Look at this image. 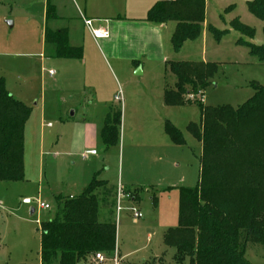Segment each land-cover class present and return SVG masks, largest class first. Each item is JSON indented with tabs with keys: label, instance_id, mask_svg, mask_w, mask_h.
Returning a JSON list of instances; mask_svg holds the SVG:
<instances>
[{
	"label": "trees",
	"instance_id": "16d2710c",
	"mask_svg": "<svg viewBox=\"0 0 264 264\" xmlns=\"http://www.w3.org/2000/svg\"><path fill=\"white\" fill-rule=\"evenodd\" d=\"M247 8L264 22V0L248 2ZM204 15L205 0H161L148 10L146 21H174L171 43L178 51L186 40L199 36ZM46 16L55 17L49 2ZM230 26L246 38L237 42L264 63V41H251L255 30L236 18ZM208 30L216 40L227 32L213 26ZM262 31L264 37V26ZM44 42L54 45L56 58L83 56L81 47L69 45L66 28L45 29ZM166 71L176 82L165 86L164 105L200 108L199 122H189L186 130L200 143L201 153L197 183L179 188L177 224L165 231L163 243L175 249L176 263L188 259L190 264H251L245 257L248 246L264 245V86L251 82L253 95L236 107L204 106L197 94L210 85L218 63L169 61ZM30 111L0 77V182L24 179V127ZM120 125L121 112L109 110L100 131L105 147L118 143ZM164 130L173 143L185 144L170 121H165ZM114 199L108 182L96 174L77 196H57L55 215L40 223V264H78L92 254L114 252L116 224L99 220L100 201L111 207Z\"/></svg>",
	"mask_w": 264,
	"mask_h": 264
},
{
	"label": "rangeland",
	"instance_id": "374dc122",
	"mask_svg": "<svg viewBox=\"0 0 264 264\" xmlns=\"http://www.w3.org/2000/svg\"><path fill=\"white\" fill-rule=\"evenodd\" d=\"M62 2L66 7L63 13L73 17L75 13L67 0H62ZM27 6V3H22L20 0H0V77L4 79L6 75L9 90L17 91L15 93L22 95L20 97H24L27 101L25 105L32 110L24 133V179L15 182H0V264H40V223L55 215L57 211L55 193L77 196L81 192V189L74 183L78 174L77 168L89 163L87 160L72 155L71 148L63 147L59 142L61 125L64 126L65 121L71 119L70 112L73 111L65 100L75 95L76 86L65 80L55 84L48 78L47 67L44 72V67L40 62V50L36 48L34 41L35 26H32L31 21L28 22L26 19L32 17L36 20L40 5L36 0L32 9L27 10ZM237 10L242 12L240 6ZM243 10L248 12L246 8ZM228 13L229 11L221 9L211 10L208 14L209 23L218 29L227 28L228 31L222 37L218 48L220 57V62H217L218 71L210 85L204 90V106L230 105L236 107L253 95L251 82L256 81L264 86V63L252 57L245 45L237 43L240 37L246 38L231 28ZM13 20L15 24L10 25ZM254 38L260 39L259 42L253 41L254 43H263V31L257 29ZM30 40L32 43H29ZM137 69L134 70L132 77L141 80V76L135 75ZM58 76L56 72L54 77ZM96 79H98L96 86L105 85L103 87L110 90L113 98L115 96L123 98L120 102H114L115 110L121 112L119 133L122 132L123 122L128 126L137 124L128 104L127 109H124L126 101L120 89L126 78L118 71L111 70L106 64L105 67L102 66L97 70ZM165 81L172 85L175 81L174 75L167 73ZM148 84L144 85L145 88L149 86ZM96 89L100 90L99 87ZM95 91L89 88L85 90L89 95L99 94L97 90ZM167 110L172 119L170 121L182 132L185 145L174 144L163 133L162 136L166 143L159 145V148L151 149L148 147L147 140H142V144L134 148L139 157L136 161L133 162L131 159L129 162L126 161L124 154L123 172L127 175L131 164L132 167H135L133 164L141 167L146 162L148 163V160L152 164L155 162L154 158L157 160L160 157L161 170L166 171L165 180L161 178L160 181L169 184L176 183L175 181L182 176L185 182L167 191L161 190L158 185L149 186L150 182H141L142 200L137 205L143 217L135 220L129 211H122L119 218L120 228L117 226L116 229V242L121 251H129L148 244L147 240H149V244L159 251L158 257L162 258L163 264H176L171 259L172 247L165 250L167 247L164 246L162 237L167 225L175 227L177 224V188L193 187L197 183V160L200 145L188 133L185 125L188 122H199L200 108L191 105L172 107ZM146 114L147 110H144V117L140 122L144 126L148 124L145 119ZM117 150V147H112L107 151L97 149L98 171L101 175H107L113 179L117 176ZM149 177L146 179L148 180ZM129 192L132 193L134 200L138 199L137 190H129ZM152 194L158 199L157 207L154 209L150 200ZM38 201L49 203L51 208L39 210ZM31 209H34L32 215L30 214ZM104 211L106 219L115 222V212L110 211L108 203L100 201L99 220L101 221H103ZM170 221L172 225L168 224ZM148 234L150 239H148ZM141 254V252L134 254L131 259H136ZM113 255V252L106 254L105 261L101 263L86 260L78 264H113ZM245 257L251 264H264V245L248 246ZM178 264L190 263L186 259Z\"/></svg>",
	"mask_w": 264,
	"mask_h": 264
},
{
	"label": "crops",
	"instance_id": "0c3cea01",
	"mask_svg": "<svg viewBox=\"0 0 264 264\" xmlns=\"http://www.w3.org/2000/svg\"><path fill=\"white\" fill-rule=\"evenodd\" d=\"M20 1H22V3H27V10H30L36 0ZM158 1L161 0H67L69 6L75 13L73 17H69L70 15L63 13L66 7L62 0H38L40 12L37 19L34 20L32 17L26 18L28 22L31 21L32 26H35L33 29V32H35V46L40 50V62L44 67V72H46L47 69L48 78L55 84H59L60 81L65 80L74 83L76 86L75 95L69 96L67 100H65L68 103V107L73 108V115L70 116L71 119L65 121L64 126L61 125L59 135V142H61L63 147L71 148L72 155L78 156L82 158V160L89 161L86 166L82 165L77 168L78 174L74 181L75 185L82 191L91 181L93 175L96 174L99 179L107 181L108 185L115 193L118 187L122 188L124 191L137 190L138 199L134 200V202L125 200L123 202L125 208L131 205H136L138 207L137 204L141 202L143 194L142 185H140L141 182H150L148 183L149 186L158 185L163 191L175 188V186H180V184L185 182V179L180 176L179 179L175 181L176 183H162L160 179L163 178V180H165L166 171L161 170L162 166L159 164L160 157H158L157 160L154 158L155 162H152V164L149 163L148 160V163L146 162L145 165L141 167L135 164H133L135 167H132L131 164L127 175L123 172V167L125 165L124 154L126 155V161L129 162L131 159V161L134 162L136 158H139L134 151V148L137 147L138 144H142L143 141L147 140L148 147L151 149L159 148V145L166 143L162 133L165 137L167 136L169 138L164 130V124L165 121L172 120L169 116L170 112L167 110L172 107L164 105L163 92L166 85L169 87L174 86L176 78L172 85L165 81L166 74L170 73L166 71V62H220L218 48L224 35L219 40H216L209 32L208 27L213 26L208 21V14L211 10L218 11L223 9L229 11V25L230 22L236 18L241 23L252 27L255 32L257 29L262 31L264 26L263 21L259 20L248 11L247 3L252 0H205V15L204 21L201 24L199 36L193 40H186L181 48L176 51L171 43V37L175 30L176 23L174 21H169L163 24H153L146 21L148 10ZM47 2H49L54 9L55 17L53 18H47L46 16ZM229 6H231L230 9L226 10ZM238 6L242 8V12L237 10ZM243 8H246L248 12H245ZM82 16L92 21L93 28L107 30L109 33L108 37L95 39L84 24ZM14 24L15 20L10 23V25ZM63 28L68 30L69 45L82 48V58H56L54 57V45L44 42L45 29L56 31ZM218 30L228 31L227 28ZM259 40L260 39L256 40L255 38L251 39L252 42H259ZM29 43H32V40H30ZM106 64L111 70L114 69L118 71L119 74L126 78L123 80L124 84L120 89L126 101L124 109H127L128 104L131 111L134 113L135 122L137 121V124L133 126L125 125V122H123L118 143L110 147H105L103 145L100 139V131L109 110H115V100L110 90L103 87L105 85L101 84L100 86H96L98 82V79H96L97 70L102 66L105 67ZM53 68L57 71H54ZM136 68L138 69L135 75L141 76V80L132 77ZM50 71H52L53 74H50ZM56 72L59 76L55 78ZM4 81L6 89L11 92L8 88L9 81L6 75ZM147 83H149V86L145 88L144 85ZM96 87H99L100 90L98 91ZM87 88L94 89V92L97 90L99 94L95 93L94 95H89L85 92ZM15 92L17 91L11 92L15 99L24 104L27 103L24 97H20L22 95ZM200 101L202 103L204 101V91L201 93ZM145 106L147 109H145ZM144 110H147L145 119L148 124L146 126L140 123L142 117H144ZM197 143L200 145L198 141ZM112 147H117L118 149V172L114 179L109 178L107 175H101L100 171H98L99 161L97 160L98 148L100 151H107ZM90 150H94L95 153H85ZM24 153L25 152H23V161ZM200 153L201 145L199 156ZM145 154L144 152V155ZM142 158L145 159V157ZM103 160L105 161V159ZM197 161L199 177V157ZM148 176L150 177L147 180L146 178ZM178 190L177 188V209ZM152 195L155 196L154 194ZM55 196L70 198V196L74 197L76 195L55 193ZM153 196L150 197V200L152 201V207L154 209V207H157L158 199L156 196L155 199H153ZM110 211H114V201L110 207ZM123 211L128 210L124 209ZM120 214L117 219L115 218L116 229L117 226L120 228ZM106 218V213L104 211L103 221H110ZM172 218L171 216V220ZM168 224L172 225L173 223L170 221ZM168 228H170L169 225L166 226V230ZM148 239H150L149 234ZM147 243L149 244L150 241L147 240ZM148 244H144L142 247L133 250L121 251L116 242L113 252L114 255L112 257L113 264H116L115 261H117V264H141L145 262L150 264H163L162 258L158 257L159 251H157L156 247L154 248L152 245ZM166 249L170 248L167 247L165 250ZM171 249V259L175 262L173 258L175 249ZM140 252L142 253L140 256L136 257V259H131L134 254ZM103 255L105 257L106 253H103ZM86 260L98 262L94 259V256L88 257Z\"/></svg>",
	"mask_w": 264,
	"mask_h": 264
},
{
	"label": "built area",
	"instance_id": "2783aa9c",
	"mask_svg": "<svg viewBox=\"0 0 264 264\" xmlns=\"http://www.w3.org/2000/svg\"><path fill=\"white\" fill-rule=\"evenodd\" d=\"M82 20L86 27L90 30L92 36L95 39H101V38H106L108 37V31L105 29H96L92 27V21L90 19L84 18L82 16ZM50 74H53L52 71L49 72ZM188 98L193 99V95H188ZM197 98H201V93L197 94ZM114 100L117 102H120L122 98L120 96H115ZM85 153H95L94 150L86 151ZM72 198V196H70ZM127 200L130 202H134V198L132 196V193L129 191H124L122 188L118 187L115 193V199H114V212H115V218L117 219L118 215L124 210L127 209L131 214L133 219L137 220L142 218V212L136 205H131L128 208H125L123 205V202ZM37 207L39 210H49L51 208L50 204L45 202V201H38ZM94 259L98 262H103L105 260V257L102 252L95 253ZM117 264V261H115Z\"/></svg>",
	"mask_w": 264,
	"mask_h": 264
},
{
	"label": "water",
	"instance_id": "95a60500",
	"mask_svg": "<svg viewBox=\"0 0 264 264\" xmlns=\"http://www.w3.org/2000/svg\"><path fill=\"white\" fill-rule=\"evenodd\" d=\"M72 115H73V112L71 111V112H70V116H72ZM33 213H34V209H31V210H30V214L32 215Z\"/></svg>",
	"mask_w": 264,
	"mask_h": 264
}]
</instances>
